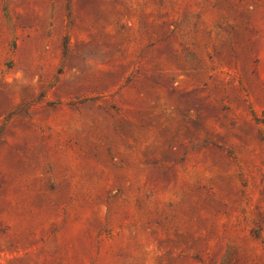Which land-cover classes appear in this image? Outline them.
I'll return each instance as SVG.
<instances>
[{
	"label": "rangeland",
	"instance_id": "374dc122",
	"mask_svg": "<svg viewBox=\"0 0 264 264\" xmlns=\"http://www.w3.org/2000/svg\"><path fill=\"white\" fill-rule=\"evenodd\" d=\"M0 264H264V0H0Z\"/></svg>",
	"mask_w": 264,
	"mask_h": 264
}]
</instances>
